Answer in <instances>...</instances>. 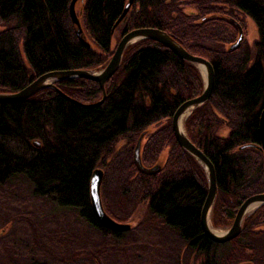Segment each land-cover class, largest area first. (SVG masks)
<instances>
[{
    "label": "trees",
    "instance_id": "trees-1",
    "mask_svg": "<svg viewBox=\"0 0 264 264\" xmlns=\"http://www.w3.org/2000/svg\"><path fill=\"white\" fill-rule=\"evenodd\" d=\"M70 1L0 0V93L18 92L48 72L102 70L113 55L112 41L119 28L121 36L141 28L166 33L213 69L211 97L190 113L184 130L215 170L211 226L228 228L246 198L264 193L263 155L255 148L239 151L244 145L259 146L264 0H134L114 32L127 0H85L80 24L89 48L75 36ZM237 13L257 29L252 53L247 47L240 53L243 42L236 51H227L238 38L235 23L242 28ZM55 87L84 106L102 97L99 85L85 79ZM104 88L106 98L94 108L75 105L51 89L24 102L0 104V189L15 183L24 195L30 192L77 213L76 226L101 240V253L125 239L134 240L135 234L148 233L175 239L177 258L192 257L197 264H264V206L244 218L241 234L228 243L215 244L201 231L205 172L178 147L170 126L176 109L201 95L199 70L162 45L143 40L125 50L118 71ZM154 126L159 127L144 139L142 164L151 167L165 158L157 175L144 176L134 168L131 155L138 137ZM223 128L226 136L219 134ZM120 141L124 144L115 150ZM97 168L104 170L100 197L112 220L127 223L145 205L144 218L135 229L113 233L96 220L89 183ZM258 225L263 229L251 232ZM54 257L47 258L57 263ZM72 257L77 260L78 254ZM166 258L180 264L177 258ZM95 260L92 257L93 264H101Z\"/></svg>",
    "mask_w": 264,
    "mask_h": 264
},
{
    "label": "rangeland",
    "instance_id": "rangeland-1",
    "mask_svg": "<svg viewBox=\"0 0 264 264\" xmlns=\"http://www.w3.org/2000/svg\"><path fill=\"white\" fill-rule=\"evenodd\" d=\"M186 10L193 9L186 8ZM76 13L79 15V7L76 8ZM236 15L242 23L243 32L240 53H243L244 47L252 53L254 44L258 40L257 29L249 18L238 13ZM120 33L119 28L113 37V48L122 37ZM158 127L149 129L155 132ZM219 134L226 136L228 130L223 128ZM123 144L124 141H120L115 150L121 148ZM97 169L104 174L103 169ZM16 188V184L13 183L0 189V264H31V259L49 263L51 261L52 264H68L69 262L93 264L92 257L101 264H171L166 257H172L173 260L179 257L174 254V251L178 249V241L165 238L160 234L149 235L148 233L135 234L134 240L125 239L115 249H105L101 253L103 250L101 240L86 236L76 226L79 220L77 213L61 210L55 203L36 198L30 192L24 195L23 191H18ZM145 211L146 207L142 205L127 224H130L132 229L138 227L144 218ZM229 227L212 228L219 233H225ZM262 229V225L254 226L251 232H259ZM75 253L78 257L74 261L72 256ZM50 255L55 256L57 263L47 258ZM57 259L64 262L59 263ZM177 259L180 260H178L180 264H197L192 257L187 261L182 256Z\"/></svg>",
    "mask_w": 264,
    "mask_h": 264
},
{
    "label": "water",
    "instance_id": "water-1",
    "mask_svg": "<svg viewBox=\"0 0 264 264\" xmlns=\"http://www.w3.org/2000/svg\"><path fill=\"white\" fill-rule=\"evenodd\" d=\"M133 1L134 0L126 1L125 7L120 17L116 21L115 25L113 26L112 32H114L116 27L126 17L130 8L133 5ZM84 2L85 0H71L68 7V13H69L71 25L73 26L75 36L84 46L89 48L90 43H88L80 24V17ZM77 7H79V15H77L76 13ZM235 26L238 31V38L236 42L228 48L227 50L228 52L236 51L242 43V39H243L242 29L236 23ZM143 40L153 41L162 45L166 49L170 50L181 61L195 66L201 74L203 80V91L201 95L194 99L182 103L174 112L171 118L170 126L173 134V138L176 144L178 145V147L181 148L183 151H185L188 155H190L194 160H196L205 172L206 181H207V193L200 211L201 231L207 239H209L215 244L220 245V244L228 243L234 240L235 238H237L241 234L243 220L248 215L247 214L248 209L250 207L255 206L256 207L255 210H256L264 206V193L252 195L243 201V203L241 204L235 215V218L231 226L225 233H223L222 235H215L214 233L211 232L208 226V220L210 219L211 210L217 195L215 170L211 162L197 148H195L187 138L184 130V122L193 110L202 106L210 99L213 91V83H214L213 69L208 61H206L203 58L189 54L173 38L168 36L166 33L158 29H151V28H141L126 32L124 35H122L121 39L119 40V42L117 43L114 49L113 55L111 56L107 65L102 70L98 72L86 71V70H70V71H53V72L45 73L38 76L35 80H33L31 83H29L26 87L19 90L18 92L9 93V94L0 93V104H14V103L24 102L42 90L51 89L57 92L67 101L75 105H78L82 108L98 107L103 104L106 98L104 86L106 82L109 81L118 71L125 50L128 47ZM201 68H203V72ZM72 79H85L97 83L99 85L102 95L101 100L93 105L84 106L74 102L73 100L62 94L55 87L56 83L64 82ZM187 111H189V113L184 119V122L182 124V130H180L178 126L179 119ZM151 132L152 131L148 129L138 137L132 154V163L134 168L138 173L144 176L157 175L163 166V161L165 158L162 157L160 160H158V162L155 165L151 167H145L142 164V160H141L142 146L145 137L147 136V134H151ZM258 133H259V146L244 145L239 148V151H243L249 148L250 149L255 148L264 157V108L260 112ZM33 145L35 147H39L38 142H33ZM102 180H103V172L99 169H96L92 173L89 183L90 205L96 220L103 228H105L110 232L113 233L129 232L132 228L130 224L115 222L105 213L100 197Z\"/></svg>",
    "mask_w": 264,
    "mask_h": 264
},
{
    "label": "bare ground",
    "instance_id": "bare-ground-1",
    "mask_svg": "<svg viewBox=\"0 0 264 264\" xmlns=\"http://www.w3.org/2000/svg\"><path fill=\"white\" fill-rule=\"evenodd\" d=\"M202 72H203V68H201ZM189 111L185 112L184 115L179 119V122H178V126H179V129L182 130V124L184 122V119L185 117L188 115ZM255 206L253 207H250L247 211V214H249L250 212L254 211L255 210ZM208 226H209V229L211 230L212 233H214L215 235H222L223 233H219L217 231H215L212 227H211V223H210V219L208 220Z\"/></svg>",
    "mask_w": 264,
    "mask_h": 264
}]
</instances>
